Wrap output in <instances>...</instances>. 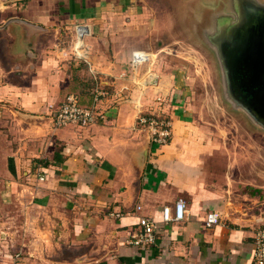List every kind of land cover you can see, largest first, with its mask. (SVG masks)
Here are the masks:
<instances>
[{"label": "crops", "instance_id": "0c3cea01", "mask_svg": "<svg viewBox=\"0 0 264 264\" xmlns=\"http://www.w3.org/2000/svg\"><path fill=\"white\" fill-rule=\"evenodd\" d=\"M17 1L0 15V264H254L258 163L229 155L193 104L164 35L173 20L146 19L144 0ZM95 77L113 94L107 119L55 129L69 94L91 105ZM141 114L170 118L171 141L153 143ZM178 199L184 221L160 224L148 249L129 244L140 217Z\"/></svg>", "mask_w": 264, "mask_h": 264}, {"label": "rangeland", "instance_id": "374dc122", "mask_svg": "<svg viewBox=\"0 0 264 264\" xmlns=\"http://www.w3.org/2000/svg\"><path fill=\"white\" fill-rule=\"evenodd\" d=\"M16 1L0 0V15L8 18L5 6ZM247 3L264 6V0H144L143 7L146 19L156 21L158 26L173 20V25H165L164 35L173 34L172 46L179 50L174 64L184 66L186 88L193 104L209 111L211 120L217 123L214 137L232 144L227 151L229 155L254 159L258 163L252 170L264 185V177H261L264 174V129L236 109L237 104L226 85L220 47L224 38L232 41L236 27L248 20ZM13 9L14 14L19 10L16 6ZM169 107L172 110L171 105Z\"/></svg>", "mask_w": 264, "mask_h": 264}, {"label": "built area", "instance_id": "2783aa9c", "mask_svg": "<svg viewBox=\"0 0 264 264\" xmlns=\"http://www.w3.org/2000/svg\"><path fill=\"white\" fill-rule=\"evenodd\" d=\"M85 32V29H80V36ZM79 47L77 45V49ZM146 60L147 56L145 53L135 54V63H141ZM95 80L91 105L83 104L79 95L69 94L54 113L53 124L55 129L69 125L88 127L99 120L105 121L107 119L101 105L105 101L110 100L113 94L106 85L101 83L98 77H95ZM156 101L160 105L166 103L162 96H157ZM138 123L149 130L153 143L164 145L171 141L173 137V123L164 114H141L138 118ZM40 180L44 181L45 177L42 176ZM140 209L141 207L138 206L136 210L139 211ZM186 213V201L178 199L174 204L166 205L162 208L159 221L152 217H140L139 228L129 239V244L143 250L150 248L157 242L160 224L171 225L184 221ZM204 223L207 228L215 227L221 223V216L218 212L213 211L207 215ZM254 244V264H264V227L257 228Z\"/></svg>", "mask_w": 264, "mask_h": 264}, {"label": "water", "instance_id": "95a60500", "mask_svg": "<svg viewBox=\"0 0 264 264\" xmlns=\"http://www.w3.org/2000/svg\"><path fill=\"white\" fill-rule=\"evenodd\" d=\"M250 14L252 18L236 27L232 41L221 51L236 109L264 129V6L248 7Z\"/></svg>", "mask_w": 264, "mask_h": 264}, {"label": "flooded vegetation", "instance_id": "af4514ba", "mask_svg": "<svg viewBox=\"0 0 264 264\" xmlns=\"http://www.w3.org/2000/svg\"><path fill=\"white\" fill-rule=\"evenodd\" d=\"M247 5V10H248V7H253L252 5H249L248 3L246 4ZM250 11V10H249ZM247 17H248V20L250 19V18H252V15L250 14V15H247ZM241 30H238V32H240ZM225 40H223L222 42H221V48L224 46V45H227V43H230L231 41V39H228V38H224ZM228 39V40H227Z\"/></svg>", "mask_w": 264, "mask_h": 264}]
</instances>
